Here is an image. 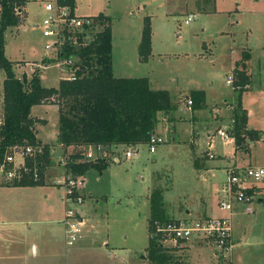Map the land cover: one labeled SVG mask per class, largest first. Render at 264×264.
I'll use <instances>...</instances> for the list:
<instances>
[{
    "label": "rangeland",
    "instance_id": "rangeland-1",
    "mask_svg": "<svg viewBox=\"0 0 264 264\" xmlns=\"http://www.w3.org/2000/svg\"><path fill=\"white\" fill-rule=\"evenodd\" d=\"M46 1L56 2L31 0L21 20L5 29V56L13 62V72L18 77L23 73L29 77L34 68L39 71L45 86H56L59 76L68 74L65 69L60 70L53 61L46 68L41 66V60H34L39 62L38 65L32 62L43 54L50 57L44 47L48 39L40 27L44 16L41 5ZM73 10L79 16L103 14L110 18L115 74L147 76L153 89H166L170 95L182 94L180 113L187 118L175 122V134H171L164 123L158 124L164 141L156 146L155 152H149L148 146L141 144L136 157L127 159L120 151L116 154L119 162L107 158L110 161L102 171L89 169L78 176L84 181L82 187L85 189L82 206L87 222L84 230L92 231L95 238L107 235L108 247L112 250L114 243L121 244L128 249L127 259L136 264L143 255L147 256L150 204L146 197L149 198L154 189L161 192L164 213L169 219L185 215L186 209L190 211V219L202 218L204 213L228 215L227 211L215 206V191L226 179V171L211 164L219 162L221 156H231L234 143H227L215 135L211 145L215 157L208 158L210 169L196 167L194 160L205 156L207 135L214 131L215 124L209 129L202 122L191 120V110L185 101L190 91L196 89L205 91L209 105L233 97L232 65L243 51L249 53L251 83L242 90L235 107L240 104L246 110V126L256 130L258 138L246 139L247 151L244 150V155L243 151L241 153L250 158L251 165L264 166V87L261 84L264 78V0H74ZM189 14L195 16L186 23ZM146 21L150 26V51L142 59L138 45ZM241 47H244L242 53ZM20 59L28 60V63L19 66L23 63ZM3 78L0 71V93ZM225 101L228 100L225 99L222 105L227 108ZM54 107L47 108L45 117L48 121L41 127V136L50 141L43 143L49 145L50 160L54 161V165H47L44 179L49 173L53 177L48 180L56 185L54 179L64 166L59 158L70 151H64L63 147L61 150L53 148L55 143L52 141L57 140L58 131V108ZM36 113L34 110L33 114ZM225 118L227 122L231 121L228 116ZM23 160L25 163L26 158ZM205 172L208 173L206 177L203 176ZM250 184L253 189H256L255 185L261 186L263 193L253 190L255 195L248 205L251 210L244 212L242 206L231 216L232 264H264V200L259 199L264 197V180ZM38 186L35 188L38 195H33L30 200L34 199L42 212L46 200H56V195L63 189L59 186L41 188L44 184ZM44 194H48L46 200ZM33 209L38 211L34 206ZM245 233L247 237L243 239ZM192 243L194 247L184 249L190 254L189 261L194 264L214 262L210 246L203 242ZM118 248L113 259L122 255ZM99 259L97 263L102 258Z\"/></svg>",
    "mask_w": 264,
    "mask_h": 264
},
{
    "label": "trees",
    "instance_id": "trees-1",
    "mask_svg": "<svg viewBox=\"0 0 264 264\" xmlns=\"http://www.w3.org/2000/svg\"><path fill=\"white\" fill-rule=\"evenodd\" d=\"M28 0H0V71L2 82V115L0 119V163L13 145L40 146L42 152L27 156L26 169L20 178L9 181L11 185H42L47 165L51 164L49 145L37 136L36 123L43 120L31 115L34 105L52 103L58 105L57 141L63 146L74 148L68 155L65 168L73 177L82 176L89 169L102 171L108 159L87 160L84 147L88 145H135L145 144L154 133L161 115H169L176 105L166 89H153L147 76L116 77L112 66V33L110 18L100 14L95 16L101 29L93 38L79 48L67 46L59 56L78 57L74 79L60 78L56 86L43 85L38 70L28 77L23 73L18 77L13 72V62L5 56L4 31L18 23L24 16V6ZM60 5L74 8V0H56ZM81 39V37L79 38ZM150 51V26L148 21L142 28L138 52L145 59ZM248 53L235 63L232 81L238 92L250 84V76L245 68ZM46 61L45 58L42 62ZM192 109H199L205 101L203 90H191ZM230 135L236 148L246 149V139L258 138L257 131L246 126L247 112L242 106L233 108ZM8 164L6 167H10ZM37 174V177L35 176ZM253 188L247 189L253 193ZM150 216L148 219L149 243L147 258L154 264L173 260L177 256L168 248L159 245L158 236H152L155 222L171 221L165 216L162 195L154 189L149 195Z\"/></svg>",
    "mask_w": 264,
    "mask_h": 264
},
{
    "label": "crops",
    "instance_id": "crops-1",
    "mask_svg": "<svg viewBox=\"0 0 264 264\" xmlns=\"http://www.w3.org/2000/svg\"><path fill=\"white\" fill-rule=\"evenodd\" d=\"M30 1L31 0H28L25 3L24 14L26 12V5ZM43 4L44 3H42L41 7L44 13ZM202 12H208V11L202 10ZM243 49L244 47L240 48V53H242ZM41 57H39V59H33L32 62L35 63L34 60L43 61L46 55L43 54L41 55ZM241 57L233 61L232 71L235 67V63L239 61ZM20 61L23 63L20 62L21 65L19 66H23L25 63H28L27 62L28 60H25V59H20ZM35 64L38 65L39 62ZM246 65L247 67L245 68V70L247 74L250 76V83H251V72H250L251 63L248 59L246 60ZM112 66H113V62H112ZM33 70L34 68L32 69V71ZM113 74L116 77H124V76H121V75L118 76L117 74H115L114 67H113ZM59 79H60V76H59ZM234 79H235V76H234ZM227 81L228 83H230V78H228ZM261 84H262V87H264V78L262 79ZM248 86L249 84L246 86V88ZM233 92H234L233 97L225 98L226 100H228V101H225L227 103V108L225 105L224 106L222 105L225 99L221 103H215V104L209 105L206 103V95H205V101H204L203 106L199 109H192L191 105L187 104L188 95L186 96L185 105H187V108L191 110V117H190L191 120H193L194 122L200 121L204 124V126H206V128H209V129H211L209 127L210 125L215 124V126L212 128L214 129V131L208 132V135H207V141H206L207 148L204 151L205 156L201 155L200 157H196L194 160V164L196 167L207 168V170L210 169L209 168L210 160H208V158L215 157V153L213 152L211 148L212 138L215 135H218L221 138L225 139L227 143L229 142L234 143V138L230 135V128L232 127V122H233L232 113H233V108H235V103L238 100L237 99L238 92L236 90H233ZM181 96L182 94H179V93L171 94V99L173 103L176 105V108L169 115L160 116L159 121L155 128L154 134L161 136L158 131L159 123H164V125L168 127V130H170L171 134H175L174 132L175 122L187 118L183 116L182 113H180L182 111V108L180 107V99L182 98ZM0 97H1L0 101L2 105V91L0 93ZM54 106L58 108L56 104H52V103H43L39 105H34L31 108V115L43 120L42 122L37 124L38 127H36L37 136L39 137L42 143L50 142L48 140H45V138L41 136V130H42L41 127L44 126L48 121V118L45 117V115L47 114V108L54 107ZM34 110H37L36 114H33ZM0 115H2V113H0ZM225 116H228V118L231 119V121L229 122L228 120L227 122ZM0 119H1V116H0ZM247 128L249 127L247 126ZM218 131H224L225 135H220ZM57 133L58 131L56 132V136H57ZM52 142L55 143V146H53V148L55 147L58 150L62 149L63 146L57 140L52 141ZM119 147L121 149L122 147H125V145H122ZM70 149L73 150L74 148H72L71 146L67 147V150H68L67 152L69 151L71 152ZM244 150L245 149H242V148H236L234 144V148L231 150L232 152L231 156H221L219 159V162L215 164H211V165H213L212 167H222L225 171L227 170L228 167L233 166V165L234 166L236 165L254 166V165H251V162L249 161L250 158L243 156L245 154V151H247V150L245 151ZM241 151H243V155ZM209 153H212L214 156L210 157ZM17 160L20 161L21 159L17 158ZM51 164L54 165V161H51ZM261 167H264V166H261ZM65 174H66L65 167L62 166L59 172L57 173V176L54 179V182L56 183V185H53L49 181L50 180L49 178H52L53 175L51 176L49 175V173H46L45 179H44L45 186H41V188H49V187L55 188V186H59L60 188L63 189V192L62 193L58 192V194L56 193L57 194L56 200H52V201L50 199L46 200L48 194H44L46 205H44L43 210L41 209L42 212H39L38 207L35 204V200L34 199L30 200V198H32L33 195H36L38 193V191H35L36 190L35 188L36 186L37 187L39 186L38 185H34V186L33 185H23V186L11 185L9 184L10 182L5 179L4 174L0 172V193L3 194V197H4L0 199V264H135V263H132V261H129L127 259L129 258L127 255L128 249L124 248L121 244L114 243V248L112 250L111 248L108 247L109 243L107 242L108 241L107 235L105 237L101 236L100 238L98 237L95 238L94 236H92V231L84 230V226H86L87 218L84 216L85 212L82 206L83 203L77 207V211L80 215V218L82 219L81 229L83 227V230H81L80 237L74 243L72 244L67 243L66 231H65L66 224L64 220L65 219V203L63 200L64 199V187L61 184V180L63 179ZM203 176L204 177L208 176V173L205 172ZM226 176H227V173H226ZM82 182L84 181L83 180L81 181V190L84 195L85 189L84 187H82ZM223 183L224 182H222L218 186V188H216V191H215L216 192L215 206L217 209H219L218 208V201L220 199L219 190L222 187ZM255 187L256 189H254V193L256 192L263 193V190H262L263 188H261V186L255 185ZM23 196H24V200H22ZM146 198L149 201L148 196ZM259 199L264 200V197L259 198ZM83 201H84V197H83ZM33 206L38 211H35L33 209ZM239 207H242V210L244 212L248 211L247 205L235 204L230 214V218L234 214V212H236L235 210L240 211ZM189 213H190L189 209H186L185 215L179 216V218H187L189 217ZM40 214L41 216H39ZM206 216H223V215H217V214L206 215L204 213V217ZM231 221H232V218H231ZM246 237H247V233H245V235L243 236V239H246ZM189 246L194 247L193 244ZM116 247H119L118 249L122 250L120 253L122 255H120L118 259H113L112 255L115 253L114 251H116ZM189 256L190 254H186L187 259H189ZM98 258L100 259L102 258L101 260L99 259L100 260L99 263H97ZM148 263L154 264L150 262L147 256L143 255L141 257V261L136 264H148Z\"/></svg>",
    "mask_w": 264,
    "mask_h": 264
},
{
    "label": "built area",
    "instance_id": "built-area-1",
    "mask_svg": "<svg viewBox=\"0 0 264 264\" xmlns=\"http://www.w3.org/2000/svg\"><path fill=\"white\" fill-rule=\"evenodd\" d=\"M44 16L41 21L43 36L48 40L45 42V49L50 53L46 55L45 60L41 63L43 68L48 67L49 62L53 63L60 70H64L67 75H60V78L74 79L78 65H75L78 57L59 56L63 54L67 46L79 48L86 45L96 31L99 30L97 20L93 16L76 15L73 8L69 5H60L56 2L46 1L43 4ZM195 15L189 14L185 19L188 23ZM81 37V39H79ZM190 98L187 104L191 105ZM220 135H225L224 131H218ZM163 142V138L152 133L145 143L149 152L153 153L156 146ZM141 144L129 145H112L110 147L103 145H88L84 149V157L87 160L112 158L114 161H120L117 152L122 151L125 158L131 159L138 155ZM36 152H42L40 146L32 145H13L9 152L0 163V172L4 174L8 181L14 178H20L22 172L26 169L24 158L34 155ZM69 155V154H68ZM68 155L60 157V161L66 165ZM210 157L214 155L209 153ZM17 158L21 160L18 161ZM10 164V167L6 165ZM61 184L64 187L65 203V224H66V241L68 244L74 243L81 233L82 219L77 211V207L83 203V192L81 190V181L78 177H73L66 171ZM227 177L220 188V199L218 207L227 211L228 215L223 216H206L197 219L176 218L161 224L154 223L152 236H158L160 246L168 248L177 257L173 260L159 264H194L186 257V246L192 245L193 241L205 243L213 250L214 262L211 264H232L233 248V227L230 214L235 204L249 205L254 195L248 193L247 189L251 187L250 182H258L264 179V167L261 166H230L226 170ZM37 177V174H35ZM248 210L251 208L248 206Z\"/></svg>",
    "mask_w": 264,
    "mask_h": 264
}]
</instances>
